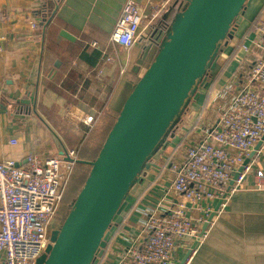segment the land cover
I'll return each mask as SVG.
<instances>
[{"label": "crops", "instance_id": "1", "mask_svg": "<svg viewBox=\"0 0 264 264\" xmlns=\"http://www.w3.org/2000/svg\"><path fill=\"white\" fill-rule=\"evenodd\" d=\"M46 1L0 0V162L14 161L17 166L25 165L31 154L61 156L70 149L77 151V160L92 161L132 86L157 51V42L148 35L128 50L109 44L126 0H48L55 7L43 34L41 22L50 18L42 13ZM134 1L140 5L143 0ZM152 1L158 4L162 0ZM33 22L36 28H32ZM61 31L74 39L60 36ZM93 41L109 46L114 56L111 64H100L99 51L87 46ZM263 56L264 0H248L206 87L185 110L163 145V153L153 162L155 166L131 190L129 209L110 232L103 254L92 264H117L132 243L142 244L145 236L139 230L140 221L159 200L170 202L164 216L177 219L170 213L171 206L182 199L170 191L172 176L163 160L180 158L184 146L199 140L214 125L219 108L240 88L264 95L260 84L247 83V76ZM33 89L34 105L26 103ZM85 115L93 116L91 127L79 121ZM250 161L252 171L258 168L264 175V140ZM86 166L75 164L74 169ZM252 171L246 187L214 214L188 264H264V189L253 188ZM186 205L188 218L201 230L204 224L196 220L202 210ZM204 205L214 210L217 200H207ZM193 245L189 238L180 240L173 264H180ZM3 260L0 253V264Z\"/></svg>", "mask_w": 264, "mask_h": 264}, {"label": "built area", "instance_id": "2", "mask_svg": "<svg viewBox=\"0 0 264 264\" xmlns=\"http://www.w3.org/2000/svg\"><path fill=\"white\" fill-rule=\"evenodd\" d=\"M143 1V6L134 0L124 2L108 38L110 45L130 49L145 36V29H149L148 36L152 33L168 3H173V13H176L187 2L162 0L153 4L152 0ZM159 25L164 32L163 22ZM31 26L36 28L37 23L33 22ZM87 46L99 51L101 65L114 61L109 46L95 41ZM247 79V83L257 82L264 90V56ZM78 119L87 127L93 123L92 115ZM263 136L264 95L246 87L240 88L219 108L214 125L204 130L199 140L185 145L180 158L173 160L168 156L162 162L163 167L168 166L171 172L170 191L182 199L171 206L170 213L177 219L164 216L169 211L166 206L170 202L164 199L156 202L144 213L139 224L144 242L138 247L132 243L117 264H173L180 240L189 238L197 246L205 238L206 229L200 233L195 222L188 218L186 203L202 210V216L196 220L200 224H205L212 213L214 216L223 211L231 196L246 187L252 163L251 158L245 165L244 161ZM10 143L16 144V140ZM76 160L77 151L70 149L61 156L31 154L23 166H17L14 161L0 162V253L3 254V264H34L52 244L50 231L55 229V216ZM235 173L237 176L233 180ZM252 173L253 188L264 189L263 172L255 168ZM207 200H217V207L214 210L207 205L203 207ZM211 223L212 219L207 226ZM194 245L180 264H188L195 251Z\"/></svg>", "mask_w": 264, "mask_h": 264}, {"label": "water", "instance_id": "3", "mask_svg": "<svg viewBox=\"0 0 264 264\" xmlns=\"http://www.w3.org/2000/svg\"><path fill=\"white\" fill-rule=\"evenodd\" d=\"M247 1L187 0L180 11L162 16L164 32L158 22L150 35L157 42L154 57L132 86L95 158L76 160L89 166L88 174L61 225L50 231L52 244L34 264H92L103 254L110 232L130 207L131 190L155 166L185 110L199 96V89L206 87ZM52 15L40 21L43 34ZM60 36L74 39L65 31ZM34 102L35 89L26 103ZM263 140L264 136L244 165ZM212 217L213 213L208 221Z\"/></svg>", "mask_w": 264, "mask_h": 264}, {"label": "rangeland", "instance_id": "4", "mask_svg": "<svg viewBox=\"0 0 264 264\" xmlns=\"http://www.w3.org/2000/svg\"><path fill=\"white\" fill-rule=\"evenodd\" d=\"M140 5L141 6L143 5V1ZM159 13H160V11H159ZM148 30H149L148 28L144 30L143 33L145 36L148 35ZM137 77H139V76H136V78ZM105 136L106 135H104V138H105ZM104 138L101 140V145H102V142L104 141ZM88 171H89V166H86L85 168L77 167L76 169H73L72 173L75 174V176H73L74 179L72 180L73 184H71L70 186L67 185V188L65 190V194L62 198V201L59 205L58 211H57L56 216H55V220H54V224H53L55 229L61 225L62 221L64 220L65 216L67 215L68 210H69V206H70L71 202L73 201V199L76 197L80 187L82 186V183H83L84 179L86 178Z\"/></svg>", "mask_w": 264, "mask_h": 264}, {"label": "trees", "instance_id": "5", "mask_svg": "<svg viewBox=\"0 0 264 264\" xmlns=\"http://www.w3.org/2000/svg\"><path fill=\"white\" fill-rule=\"evenodd\" d=\"M55 2L57 1V0H54ZM54 4H53V2H50V1H46L45 2V6L43 7V9H42V13H43V15L46 13V16L49 14V16H51L52 15V12H53V9H54ZM45 16V17H46ZM44 18V17H43ZM44 22L46 21V18H44V20H43ZM236 27V26H235ZM199 91H200V89H199ZM108 132V131H107Z\"/></svg>", "mask_w": 264, "mask_h": 264}, {"label": "flooded vegetation", "instance_id": "6", "mask_svg": "<svg viewBox=\"0 0 264 264\" xmlns=\"http://www.w3.org/2000/svg\"><path fill=\"white\" fill-rule=\"evenodd\" d=\"M172 11L173 12V3H168L167 4V6H166V9L163 11V13H162V15L160 16V18L158 19V21L157 22H161V20H162V16L165 14V13H167V12H169V11ZM162 23V22H161ZM155 26H157V24L155 25ZM151 36H152V34H150ZM149 35V37H151ZM73 176H75V174H71V176H70V180L68 181V184L67 185H71V184H73V179H74V177ZM67 188V187H66Z\"/></svg>", "mask_w": 264, "mask_h": 264}]
</instances>
